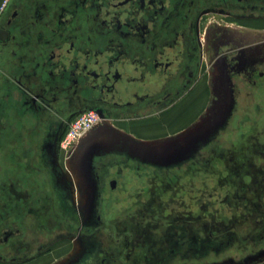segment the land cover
<instances>
[{
    "label": "flooded vegetation",
    "instance_id": "af4514ba",
    "mask_svg": "<svg viewBox=\"0 0 264 264\" xmlns=\"http://www.w3.org/2000/svg\"><path fill=\"white\" fill-rule=\"evenodd\" d=\"M237 18L264 25V0H0V60L4 53L19 60L0 76V253L28 255L71 227L95 233L102 253L87 245L63 264L214 262L207 253L234 249L230 260H238V248L255 245L254 232L240 230L253 211L244 202L264 198V163L251 164L264 154L253 142L264 136V110L256 106L264 28L248 42L251 32L237 36ZM208 59L222 69L232 105L206 142L182 153L175 140L183 155L166 165L125 148L93 150L86 183L72 193L77 181L61 170L62 154L71 158L82 146L63 151L60 139L74 117L93 111L102 127L169 116L167 126L178 125L199 109ZM233 117L249 118L250 129L231 130ZM206 190L224 196L209 212L201 204ZM81 199L92 226L79 212ZM255 232L264 240V220Z\"/></svg>",
    "mask_w": 264,
    "mask_h": 264
},
{
    "label": "rangeland",
    "instance_id": "374dc122",
    "mask_svg": "<svg viewBox=\"0 0 264 264\" xmlns=\"http://www.w3.org/2000/svg\"><path fill=\"white\" fill-rule=\"evenodd\" d=\"M251 22L252 24L247 23L245 20H242L239 18H237L235 22V26L237 28V36H239L241 32L243 36L247 35L248 32L252 33V34L248 33V35L246 36V39H248V42L249 40H254V36H255L254 34L259 33L260 29L264 28V25L254 22L253 19ZM255 49H259V48L254 47V50ZM213 54L214 53H212V55ZM245 54L248 56L250 54H258V53H245ZM215 63L217 64V61L214 62V64ZM203 68H204V71H203V75L200 78L199 87L200 88L204 87V88L199 92L198 98L195 96L197 98L195 103L198 104L199 109L198 111H196L197 110L196 109L194 112H192L191 109H189L190 110L189 116L186 120L184 121L181 120L182 122L180 123L181 125L171 124V126H167L169 125L168 124L169 116H161V117L157 116V119L154 121H147V122H140V123L118 121V122L111 123L114 126H102V127L95 126L93 130L98 131V130H105L107 128V131L109 134L120 133L130 138L136 143H141L142 145H146L149 153L153 156L155 155V157L157 158L158 161L156 162L158 164L166 165L167 163H173V162L175 163L179 161L178 160L179 156L183 155L181 154V151L183 153V151L186 149L190 150L192 146H195V145L199 146L200 144H203L204 142H206L211 133L210 130L212 129V126H217L218 124H221L222 121L230 113V108L232 105V93H230L229 91V87H228L226 79L224 78L222 69L218 65H215V67H213V65H210L209 59L206 62H204ZM256 77L258 76L255 75L254 78ZM258 91H263V92L258 93L259 99L257 100L258 105L256 106L260 108V112H263L264 110V90L259 89ZM192 94L193 92H190L185 100L189 101L192 97ZM186 101L184 102L186 103ZM194 117L196 119L194 121V124L192 125L190 124L191 123L190 121H192ZM250 117L252 118V116H249V118ZM249 118L247 119H244V118L237 119L236 117L231 118L232 119L231 124H233V127H231V130L237 131L240 134L245 133L247 129H250L249 126L252 124V121L250 120L251 118L250 119ZM187 120L188 122L185 123ZM183 124L184 125L188 124V126H185L182 128ZM140 126L143 128H141ZM155 126H157V128H155ZM122 128L126 132L123 133V131H121ZM197 129H199L201 132L203 131L204 135L200 134L199 137L193 138L191 131H196ZM129 132H132L135 136H131ZM63 136L64 134L62 135L60 139V145L63 151H65L66 149H70L74 145H77L83 141V139L81 138L78 141L79 143L77 142V143L71 144L70 146H66L62 144ZM175 140L179 141L178 146L182 147L181 151L174 149ZM263 141H264V136L261 135V132H259L256 135V139L253 142L254 144L259 143L258 145L259 147H261V146H264ZM168 143H170V145H167ZM120 147L121 146H114V150L121 149ZM123 148L127 149V146ZM82 151L83 149L80 150L79 148L75 152L76 154L73 155V157L71 158H69V154H65V153L62 154L63 167L61 170L64 171V173L70 178L71 181H74V180L77 181L76 184L75 183L72 184L73 186L72 193H75V194H77L78 189L81 190V188H83L84 184L86 183L84 174L82 173V169L79 167L80 165L79 161H80V156H81L80 153ZM146 161L152 162L151 160H146ZM263 163H264V154H260V152H257V154L255 153L253 161L251 160V164L255 166V165H262ZM191 186L195 187V184H191ZM187 187L188 186H183V189L184 190L190 189L189 187L188 188ZM206 188H210V187L207 186ZM59 192L62 194L61 191ZM189 194L191 195V193ZM204 195H205L204 196L205 201L201 202V204L203 205L204 203V207L207 212L213 211L215 206H218L217 205V203H219L218 201L221 200L222 197H224L218 194L208 195L207 190ZM195 198L196 197L190 196L189 206L194 207V209L196 210L197 207H195V204H196V200H194ZM262 200L263 201L257 199V197L255 198L252 197L251 200L249 199V202L248 201L244 202L248 207L250 206L249 208L252 209L253 210L252 213L253 212L254 213L253 214L251 213V215H249L248 217V220H246L248 221L246 229L245 227L241 228L240 232L242 234L250 230L254 232L253 236L255 239L254 240L255 245L252 246L250 244L248 249L243 248V246L242 248L241 247L238 248L240 249L236 251L238 252L237 253L238 260H230V256L233 255L234 257V253H235V249H234V251L222 250L219 253H217V255H214V256L212 255V253H207L206 257H210L213 259L218 258V260L214 262L213 260H205L202 262L200 261L198 263L191 261L188 264H264V253L259 252V250H261L262 248L259 246L264 244V240L262 241L258 240L261 242V243H258L257 238L259 237L260 233L255 232L256 229H259L260 225H262L263 220H264V210H262V207H264V198ZM77 204H78L77 207L79 209L81 216H83V219H85L84 220L85 224L87 225L90 224L89 226H92L94 223H93V218L90 215L91 207H88L89 203L85 204L84 200L81 199L80 201L77 202ZM60 209L63 210L65 208H60ZM168 212L169 211L166 209L164 214L166 215ZM64 213L66 212L64 211ZM76 222L78 224L81 223L79 219L78 220L76 219ZM68 229L70 228L68 227ZM71 230L72 231L68 233L67 229L65 231V229L62 228L59 232L49 234V236L45 238V245L41 249H38L28 255L20 254V256L15 257L16 259L13 258L15 255L12 256L10 252L3 251L2 253H0L2 255V258H0V264H63L69 257H74V256L78 257L81 253H83L84 250H86L87 245H88L87 248L91 250V253L96 254V255L97 254L101 255L102 252L100 248L98 247L99 245H96V242H94L95 233H93L92 237L94 238H92L87 235L88 233H85L86 234L85 235L82 232L80 233L77 230L75 231V229L72 227H71ZM89 241H91V243H94V246L93 245L90 246L89 244H87L89 243ZM245 257H247L246 260L244 262H240L242 261V259L244 260Z\"/></svg>",
    "mask_w": 264,
    "mask_h": 264
},
{
    "label": "water",
    "instance_id": "95a60500",
    "mask_svg": "<svg viewBox=\"0 0 264 264\" xmlns=\"http://www.w3.org/2000/svg\"><path fill=\"white\" fill-rule=\"evenodd\" d=\"M91 131L82 138L83 141L81 144L79 143L82 146L81 148L79 147L80 150L83 149V151L80 153L81 156L79 167L82 169L84 177L88 175V168L86 165L87 154L93 150L112 149L114 146H121L120 148L123 149V147L127 146V149L130 153L137 155L143 160H151L155 162L158 161L155 155L153 156L149 153L146 145L136 143L120 133L109 134L107 128L105 130L98 131H94L92 129Z\"/></svg>",
    "mask_w": 264,
    "mask_h": 264
},
{
    "label": "built area",
    "instance_id": "2783aa9c",
    "mask_svg": "<svg viewBox=\"0 0 264 264\" xmlns=\"http://www.w3.org/2000/svg\"><path fill=\"white\" fill-rule=\"evenodd\" d=\"M98 124V116L93 111L80 113L73 118L64 132L62 144L70 146L85 137Z\"/></svg>",
    "mask_w": 264,
    "mask_h": 264
},
{
    "label": "crops",
    "instance_id": "0c3cea01",
    "mask_svg": "<svg viewBox=\"0 0 264 264\" xmlns=\"http://www.w3.org/2000/svg\"><path fill=\"white\" fill-rule=\"evenodd\" d=\"M2 59L0 60V76H3L5 73L7 74L9 66L11 65L18 66L19 64L18 57L14 55L13 53H4V55H2ZM1 89H0V92L2 91ZM261 247L262 248L261 250H259V252L264 253V244Z\"/></svg>",
    "mask_w": 264,
    "mask_h": 264
}]
</instances>
